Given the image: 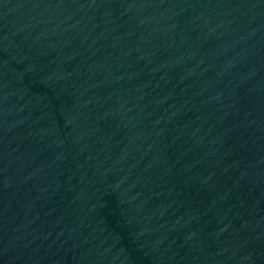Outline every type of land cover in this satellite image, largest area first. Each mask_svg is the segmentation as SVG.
Instances as JSON below:
<instances>
[{
    "label": "water",
    "instance_id": "1",
    "mask_svg": "<svg viewBox=\"0 0 264 264\" xmlns=\"http://www.w3.org/2000/svg\"><path fill=\"white\" fill-rule=\"evenodd\" d=\"M0 264H264V0H0Z\"/></svg>",
    "mask_w": 264,
    "mask_h": 264
}]
</instances>
